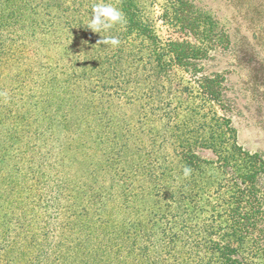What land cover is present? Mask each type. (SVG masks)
Here are the masks:
<instances>
[{
	"label": "trees",
	"instance_id": "trees-1",
	"mask_svg": "<svg viewBox=\"0 0 264 264\" xmlns=\"http://www.w3.org/2000/svg\"><path fill=\"white\" fill-rule=\"evenodd\" d=\"M97 2L0 0V264H264V158L206 68L228 35L192 0L180 39L138 0L93 33Z\"/></svg>",
	"mask_w": 264,
	"mask_h": 264
},
{
	"label": "rangeland",
	"instance_id": "rangeland-1",
	"mask_svg": "<svg viewBox=\"0 0 264 264\" xmlns=\"http://www.w3.org/2000/svg\"><path fill=\"white\" fill-rule=\"evenodd\" d=\"M138 1L141 16L162 40L182 37L161 20L169 0ZM192 1L228 35L229 44L211 52L206 68L225 79L238 143L264 158V0Z\"/></svg>",
	"mask_w": 264,
	"mask_h": 264
},
{
	"label": "clouds",
	"instance_id": "clouds-1",
	"mask_svg": "<svg viewBox=\"0 0 264 264\" xmlns=\"http://www.w3.org/2000/svg\"><path fill=\"white\" fill-rule=\"evenodd\" d=\"M125 23V17L118 7L100 0V2L92 5L91 17L88 19L87 28L93 33L100 34ZM98 43L115 49L120 46L121 41L116 36H104ZM191 171L190 168L184 167L183 175L188 177Z\"/></svg>",
	"mask_w": 264,
	"mask_h": 264
}]
</instances>
